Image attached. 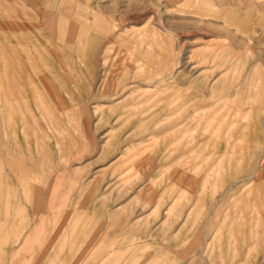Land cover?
<instances>
[{
  "label": "rangeland",
  "instance_id": "obj_1",
  "mask_svg": "<svg viewBox=\"0 0 264 264\" xmlns=\"http://www.w3.org/2000/svg\"><path fill=\"white\" fill-rule=\"evenodd\" d=\"M0 69V264H264V0H0Z\"/></svg>",
  "mask_w": 264,
  "mask_h": 264
},
{
  "label": "crops",
  "instance_id": "obj_2",
  "mask_svg": "<svg viewBox=\"0 0 264 264\" xmlns=\"http://www.w3.org/2000/svg\"><path fill=\"white\" fill-rule=\"evenodd\" d=\"M16 27H20V26H16ZM18 33H16L17 35ZM4 57V56H3ZM5 61V60H4ZM3 64V67L6 65L5 62H2ZM8 81L7 79V74H6V71L4 69H0V84H4ZM1 89H3V87H1ZM4 109V108H3ZM2 109V106H0V110H3Z\"/></svg>",
  "mask_w": 264,
  "mask_h": 264
},
{
  "label": "bare ground",
  "instance_id": "obj_3",
  "mask_svg": "<svg viewBox=\"0 0 264 264\" xmlns=\"http://www.w3.org/2000/svg\"><path fill=\"white\" fill-rule=\"evenodd\" d=\"M49 13H50V12L48 11V12L46 13V16H48ZM52 22H53V21H52ZM52 22L49 20V21H48V25H49L50 23L52 24ZM28 33H29V32H28ZM19 35H20V34H19ZM44 41H45V40H44ZM50 42H51V40H50ZM52 43H53V41H52ZM124 59H125V58H124ZM124 59H123V60H124Z\"/></svg>",
  "mask_w": 264,
  "mask_h": 264
}]
</instances>
